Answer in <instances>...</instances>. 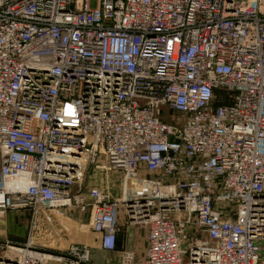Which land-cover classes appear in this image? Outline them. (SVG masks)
Wrapping results in <instances>:
<instances>
[{
	"label": "built area",
	"instance_id": "built-area-1",
	"mask_svg": "<svg viewBox=\"0 0 264 264\" xmlns=\"http://www.w3.org/2000/svg\"><path fill=\"white\" fill-rule=\"evenodd\" d=\"M76 207L103 252L123 220L143 264H264V0H0V264H90L32 241Z\"/></svg>",
	"mask_w": 264,
	"mask_h": 264
},
{
	"label": "rangeland",
	"instance_id": "rangeland-1",
	"mask_svg": "<svg viewBox=\"0 0 264 264\" xmlns=\"http://www.w3.org/2000/svg\"><path fill=\"white\" fill-rule=\"evenodd\" d=\"M94 5V2H91V6ZM171 117H178V114L172 113ZM168 119V116L165 117ZM170 119V117H169ZM120 173L118 171H97L93 168H90L85 175L83 188L81 190V194L84 197L83 203L87 204L90 199V191L92 189H97L105 194L107 197H117L120 194ZM70 208L65 212H60L58 214H54L52 226L57 230L60 235L66 236L71 230V226L75 225L74 219L78 220L79 225H77L78 230L80 229V224H86L88 219V207L80 211L79 207H76L74 210ZM124 214V211L121 212ZM64 214V215H63ZM123 216V215H122ZM28 217L22 216L18 213H10L0 216V238H6L13 242H22L27 239V235L29 232L28 226ZM77 222V224H78ZM139 228L138 226H135ZM140 230V238L143 237L144 228H139ZM47 231L45 229H40L35 231V234L32 233V241L36 243V245H40L43 247L50 246L53 247L56 243L55 240L49 239L47 236ZM138 238V235L136 236ZM204 240V238H201ZM194 240V239H193ZM192 242L191 238H187L184 242L185 247L188 246L189 242ZM94 245V244H89Z\"/></svg>",
	"mask_w": 264,
	"mask_h": 264
},
{
	"label": "crops",
	"instance_id": "crops-1",
	"mask_svg": "<svg viewBox=\"0 0 264 264\" xmlns=\"http://www.w3.org/2000/svg\"><path fill=\"white\" fill-rule=\"evenodd\" d=\"M87 221V219H86ZM75 225L71 226L70 232L66 236H62L59 240H55L56 248H64L70 243H86L94 244L91 247V263L90 264H143L144 252L146 247V233L144 230L143 237L140 238V229L136 225L120 222V230L117 234L116 249L113 252L101 251L95 241V236L91 233H80L77 229L78 220L74 219ZM79 224V222H78ZM138 235V238L136 236ZM132 259L128 260L127 256Z\"/></svg>",
	"mask_w": 264,
	"mask_h": 264
}]
</instances>
